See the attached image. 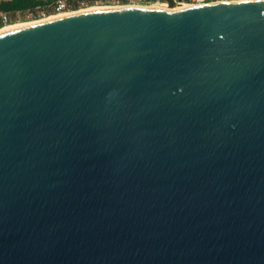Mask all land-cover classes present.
<instances>
[{"label":"water","instance_id":"1","mask_svg":"<svg viewBox=\"0 0 264 264\" xmlns=\"http://www.w3.org/2000/svg\"><path fill=\"white\" fill-rule=\"evenodd\" d=\"M207 5L0 32V264H264V1Z\"/></svg>","mask_w":264,"mask_h":264},{"label":"rangeland","instance_id":"2","mask_svg":"<svg viewBox=\"0 0 264 264\" xmlns=\"http://www.w3.org/2000/svg\"><path fill=\"white\" fill-rule=\"evenodd\" d=\"M213 2V1H212ZM217 2H229L226 0H214V3ZM230 2H234V1H230ZM160 1H156V2H147L146 0H127L126 3L122 2L121 0H99L97 2H93V3H85V2H79L77 3V10L75 11H71L68 12L69 13H74V12H79L81 10H86V9H90V8H116V7H126V6H130L132 8H150L153 7L157 4H159ZM177 3H181V2H177ZM181 4H185V5H189L186 3H181ZM70 10H71V6H70ZM62 14H67V13H62ZM60 14H54L52 13V11H48L46 9H40V10H36L34 12H24V13H18L15 14L12 18L14 21V25L17 24H29V23H34V22H38V21H43L45 19H48L52 16H57ZM12 25V24H11ZM6 27V26H4ZM3 27V28H4ZM2 29V28H0Z\"/></svg>","mask_w":264,"mask_h":264},{"label":"trees","instance_id":"3","mask_svg":"<svg viewBox=\"0 0 264 264\" xmlns=\"http://www.w3.org/2000/svg\"><path fill=\"white\" fill-rule=\"evenodd\" d=\"M59 0H0V14H5L8 16L9 21L8 25L15 24L13 21V16L18 13L24 12H34L40 9H46L48 11H52L54 13V6L56 2ZM71 4V10H77V3L85 2V3H93L99 0H65ZM125 2L127 0H121ZM147 2H156L158 0H146ZM181 3H188V0H178ZM6 26L2 19L0 18V28Z\"/></svg>","mask_w":264,"mask_h":264},{"label":"bare ground","instance_id":"4","mask_svg":"<svg viewBox=\"0 0 264 264\" xmlns=\"http://www.w3.org/2000/svg\"><path fill=\"white\" fill-rule=\"evenodd\" d=\"M254 1H264V0H244V1H234V2H217V3H210L208 4L207 6H210V5H215V4H221V3H239V2H254ZM206 6V4H202V5H185V4H181V3H177L176 1V4H174L173 6H171L169 3L167 2H160L159 4L153 6V7H148V8H139V9H147V10H176V9H188V8H195V7H204ZM127 8H130V9H133L132 7L130 6H126V7H116V8H90V9H86V10H81L79 12H74V13H67V14H60V15H57V16H52L48 19H45L43 21H48V20H52V19H55V18H59V17H64V16H68V15H73V14H78V13H84V12H89V11H93V10H103V9H127ZM43 21H38V22H34V23H29V24H17V25H7L6 27L0 29V32L6 30V29H9V28H14V27H20V26H27V25H31V24H37V23H40V22H43Z\"/></svg>","mask_w":264,"mask_h":264},{"label":"built area","instance_id":"5","mask_svg":"<svg viewBox=\"0 0 264 264\" xmlns=\"http://www.w3.org/2000/svg\"><path fill=\"white\" fill-rule=\"evenodd\" d=\"M177 2H179L178 0H176ZM214 0H188L189 5H202V4H210L213 3ZM218 1V0H216ZM226 1H244V0H226ZM70 6L71 4H69V2L65 1V0H59L56 2L55 6H54V14H62V13H68L71 12L70 11ZM0 18L2 19L3 23L7 26L8 25V21L9 18L7 15L5 14H0Z\"/></svg>","mask_w":264,"mask_h":264},{"label":"flooded vegetation","instance_id":"6","mask_svg":"<svg viewBox=\"0 0 264 264\" xmlns=\"http://www.w3.org/2000/svg\"><path fill=\"white\" fill-rule=\"evenodd\" d=\"M159 1V0H158Z\"/></svg>","mask_w":264,"mask_h":264}]
</instances>
